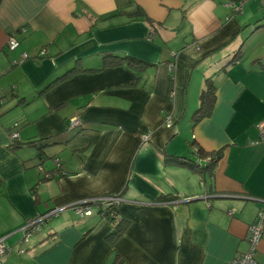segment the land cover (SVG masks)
<instances>
[{
    "label": "crops",
    "instance_id": "obj_1",
    "mask_svg": "<svg viewBox=\"0 0 264 264\" xmlns=\"http://www.w3.org/2000/svg\"><path fill=\"white\" fill-rule=\"evenodd\" d=\"M227 1H1L0 236L12 247L3 264H231L249 249V226L264 207V17L259 0L242 12ZM137 6L151 23L119 13ZM13 32L20 45L10 50ZM108 53L150 65L77 73L40 94L77 61L99 68ZM208 77L215 107L194 124ZM76 116L85 129H68ZM16 122V141L47 144L42 157L36 145L9 147ZM198 147H224L214 174L165 160L204 164ZM55 158L61 173L44 178L38 166L52 170ZM109 195L122 196L129 223L113 245L108 218L74 209ZM51 209L61 211L21 243L22 226ZM257 261L264 264V233Z\"/></svg>",
    "mask_w": 264,
    "mask_h": 264
},
{
    "label": "trees",
    "instance_id": "obj_2",
    "mask_svg": "<svg viewBox=\"0 0 264 264\" xmlns=\"http://www.w3.org/2000/svg\"><path fill=\"white\" fill-rule=\"evenodd\" d=\"M1 1L2 0H0V4H1ZM182 11L184 13L185 9H183ZM119 13H127L131 18L143 17L146 21L151 23L150 22L151 19L147 16L145 10L140 6H137V9H135V10L128 11V12L120 11ZM241 57H242V49H239L233 55L232 60L228 64L239 61L241 59ZM124 65L127 67H130V68H133V69L137 70L138 72L142 73L150 65V63L145 61V60H142L140 58L134 57V56L118 55V54H112V53H108V54H105L103 56V62H102L101 67H99V68H86L82 65V63L80 61H77L76 65L73 68H71L66 73L62 74L61 76L57 77L56 79H54L53 81L48 83L40 91V94L47 92L50 88L55 86L57 83L64 81V80L72 77L73 75H75L77 73L97 72V71H100V70H103V69H106L109 67H118V66H124ZM136 84H138V80H136L135 82H132V83H130V82L126 83L125 85L132 86V85H136ZM216 90L217 89H216V85H215L214 80L212 79V77H208L205 80V85H204L202 92H201V95H200V105L195 110V112L193 114L194 124L198 123L199 121H201L202 119H204L206 117L211 116V114L213 113V109H214L215 103H216ZM81 127L86 128L84 123ZM81 127L79 129H82ZM45 141H46L45 143H47V140H45ZM21 144L36 145L37 147H39V150H40L39 156L40 157H42V155H43L42 154L43 147H45L47 145V144L43 145L44 143H43L42 139L31 140V141H27V142H20V141L14 140L9 147L12 150H16L18 147L21 146ZM192 144H195V142H192ZM223 152H224V147L220 148V149H215V150H205L202 147H198L197 153H198L199 157L202 160L208 159L207 162L204 164L197 162L195 160L189 159L186 156H180V155H170V154L168 155V154H166L165 160H167V161L168 160H176V161H179L180 163L186 165L191 170L197 171L201 174L209 173L211 175V174H214L216 166L223 156ZM167 196L168 195H163L162 198H166ZM118 205L119 204H116V203L109 204L105 200L95 202L92 204L93 207L97 208V211L101 217H106L110 220L111 223H113V229L107 235V240L112 245L115 244L119 240V238L126 232L128 226H129V223L121 217L119 209H118ZM117 216L119 217L118 221H116V219H115V217H117Z\"/></svg>",
    "mask_w": 264,
    "mask_h": 264
},
{
    "label": "built area",
    "instance_id": "obj_3",
    "mask_svg": "<svg viewBox=\"0 0 264 264\" xmlns=\"http://www.w3.org/2000/svg\"><path fill=\"white\" fill-rule=\"evenodd\" d=\"M248 0H244L240 4H237L233 1H227L225 5L231 10L235 12H241L243 11L244 4ZM260 2V8L262 9L264 13V0H259ZM20 45L19 40L15 37L14 32L10 33L8 39H7V47L10 50H15ZM47 54V49L42 48L38 54L39 56H45ZM24 58H27L28 55L26 53L22 54ZM173 69V67H172ZM5 103L4 98L0 95V108ZM174 120L172 114L168 113L165 114V124L168 127L173 126ZM18 123H14L13 128L9 129V135L11 140H16L19 136V132L16 130L18 127ZM83 125V122L79 117H73L70 119L68 124V129H76L80 128ZM261 130V140L264 141V128L263 125H260ZM148 136L145 135V139H147ZM259 142V141H256ZM54 163L56 164V167L52 170H48L45 166L39 165L38 168L40 172L43 174L44 178H51L53 176H57L61 173V163L59 158H55ZM107 201V203L112 204H120V201L122 200V196L120 195H109L102 198H93V199H87L80 201L74 206V209L76 213L80 216H89L93 215L95 213L94 208L92 206L93 203L99 202V201ZM61 209H51L45 213L39 214L35 218H32L31 220H28L23 226V237L21 239V243H28L32 236L35 234V232L39 231L42 226L48 222V220L54 216H57ZM231 213L233 210H230ZM118 216L115 217L116 221H118ZM264 233V207L261 208L257 214L256 220L249 226V233H248V241H249V249L243 253H239L236 255L232 261L231 264H258L257 261V250L258 245L260 241L263 238ZM12 250V247L8 245L6 241V236L0 237V264H3V261L6 257V255ZM25 251V248H20L19 252L23 253Z\"/></svg>",
    "mask_w": 264,
    "mask_h": 264
},
{
    "label": "rangeland",
    "instance_id": "obj_4",
    "mask_svg": "<svg viewBox=\"0 0 264 264\" xmlns=\"http://www.w3.org/2000/svg\"><path fill=\"white\" fill-rule=\"evenodd\" d=\"M230 1H233V2H235V3H237V4H240L241 2H243L244 0H238L237 2L236 1H234V0H230ZM244 10V9H243ZM242 12V11H241ZM259 13H260V16H261V18H263L264 17V13H263V11L262 10H259ZM82 129H84L85 127H81ZM43 175V174H42ZM49 220H51V218L49 219ZM48 220V221H49ZM45 225V224H44ZM43 225V226H44ZM42 226V227H43ZM35 235V234H34ZM22 236H23V234H22ZM0 237H3V236H0Z\"/></svg>",
    "mask_w": 264,
    "mask_h": 264
}]
</instances>
